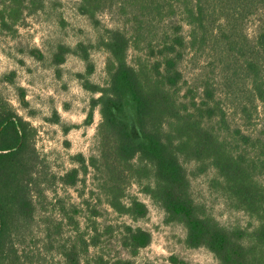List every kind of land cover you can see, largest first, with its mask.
<instances>
[{
	"label": "trees",
	"instance_id": "16d2710c",
	"mask_svg": "<svg viewBox=\"0 0 264 264\" xmlns=\"http://www.w3.org/2000/svg\"><path fill=\"white\" fill-rule=\"evenodd\" d=\"M38 1L0 0L2 24ZM77 9L94 23L105 11L118 21L100 40L108 78L94 89L99 153L89 162L74 155L76 166L57 182L76 187L92 166L106 203L138 219L148 207L137 197L127 201V187L147 180L167 221L185 227L189 247H206L221 264H264V0H78ZM82 56L89 59L86 50ZM187 57L200 66L191 79ZM35 135L0 94V264H35L38 231L65 264H109L101 248L114 227L102 225L96 205L58 196L50 211L44 203L47 176ZM204 174L248 225L222 223L195 196L192 176ZM119 229L128 257L116 264H133L152 233L127 223Z\"/></svg>",
	"mask_w": 264,
	"mask_h": 264
},
{
	"label": "rangeland",
	"instance_id": "374dc122",
	"mask_svg": "<svg viewBox=\"0 0 264 264\" xmlns=\"http://www.w3.org/2000/svg\"><path fill=\"white\" fill-rule=\"evenodd\" d=\"M77 3L78 0H40L22 14H13L17 20L7 18L8 25L2 24L0 17V94L36 128L35 145L42 172L47 176L44 203L50 211L58 196L68 203L86 200L96 205L102 213L98 218L102 225L114 227V234L104 239L101 248L109 264H116L118 257H128L118 239L123 223L146 229L153 236L151 244L132 257L133 264H175L172 257L185 264H221L206 247L191 248L186 244L185 227L167 221L165 210L146 192L147 180H133L127 187V201L137 197L148 207V214L138 219L121 216L106 203L99 186L100 175L92 166L85 182L76 187L64 188L57 182L58 176L76 166L74 155L82 153L89 162L99 153L102 116L100 106L94 102L100 94L94 89L105 86L108 78V52L100 40L105 29L118 21L114 12L105 11L94 23L78 12ZM248 31H253L252 22L248 23ZM82 49L88 52V60L82 56ZM130 55L134 60L138 53L131 50ZM199 69L196 61L186 58V78H193ZM79 75L87 80V87ZM192 177L195 196L222 223L246 226L251 222L244 212L224 203L211 188L209 174ZM36 239L35 264H65L40 231Z\"/></svg>",
	"mask_w": 264,
	"mask_h": 264
}]
</instances>
